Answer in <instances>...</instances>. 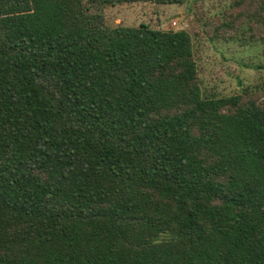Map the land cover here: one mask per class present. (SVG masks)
Wrapping results in <instances>:
<instances>
[{
  "label": "trees",
  "instance_id": "obj_1",
  "mask_svg": "<svg viewBox=\"0 0 264 264\" xmlns=\"http://www.w3.org/2000/svg\"><path fill=\"white\" fill-rule=\"evenodd\" d=\"M225 12L264 46V0ZM95 19L0 0V264H264V92L203 96L188 31Z\"/></svg>",
  "mask_w": 264,
  "mask_h": 264
},
{
  "label": "rangeland",
  "instance_id": "obj_2",
  "mask_svg": "<svg viewBox=\"0 0 264 264\" xmlns=\"http://www.w3.org/2000/svg\"><path fill=\"white\" fill-rule=\"evenodd\" d=\"M233 1L146 0L101 6L93 4L92 0H54L62 27L73 23L88 26L89 20L97 16L95 20L106 26L146 23L163 30L184 29L192 38L203 96L263 94L264 46L244 44L237 37L231 39L236 35L219 27Z\"/></svg>",
  "mask_w": 264,
  "mask_h": 264
},
{
  "label": "built area",
  "instance_id": "obj_3",
  "mask_svg": "<svg viewBox=\"0 0 264 264\" xmlns=\"http://www.w3.org/2000/svg\"><path fill=\"white\" fill-rule=\"evenodd\" d=\"M173 24H175V22H173Z\"/></svg>",
  "mask_w": 264,
  "mask_h": 264
}]
</instances>
